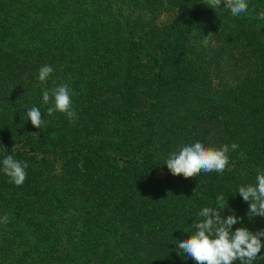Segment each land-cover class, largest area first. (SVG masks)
I'll return each mask as SVG.
<instances>
[{"label": "trees", "instance_id": "1", "mask_svg": "<svg viewBox=\"0 0 264 264\" xmlns=\"http://www.w3.org/2000/svg\"><path fill=\"white\" fill-rule=\"evenodd\" d=\"M247 2L0 0V162L28 165L21 186L0 171V264H196L175 243L226 204L233 231L264 230L236 193L264 170V0ZM61 84L75 122L42 102ZM196 141L239 147L222 174L173 176L168 154Z\"/></svg>", "mask_w": 264, "mask_h": 264}, {"label": "clouds", "instance_id": "2", "mask_svg": "<svg viewBox=\"0 0 264 264\" xmlns=\"http://www.w3.org/2000/svg\"><path fill=\"white\" fill-rule=\"evenodd\" d=\"M221 5L228 8L232 15L240 16L248 12L247 0H207V6L213 10ZM264 17V13H261ZM209 33L204 36L201 44L205 47L209 44ZM54 69L50 65H44L39 69L38 80L45 84ZM52 102V106L47 108V113L52 116L59 112L64 114L70 122H75L77 114L73 111L72 90L68 84H61L52 89L42 91V102L47 105ZM26 117L31 124L42 129L46 123L42 118V113L38 107H31L26 112ZM238 144H224L219 148L206 146L201 141H196L189 145H183L179 151H171L165 161L167 169L173 176H183L191 178L198 176L201 172L205 174H222L229 165L228 153L235 151ZM2 171L10 181L16 186H21L27 176L26 162L14 159L12 155H7L2 162ZM243 201L248 203L247 215L252 217H264V170H257L255 183L240 185L236 191ZM216 200L224 201L225 197L220 194ZM227 207H204L197 218L191 224V228L185 232H191L187 239H180L177 243V255L181 252L186 257L192 258L196 264H255L258 254L261 253L264 230L253 233L246 227H238L234 231L233 225L241 222V217L234 214L222 215ZM3 223L8 222L5 215Z\"/></svg>", "mask_w": 264, "mask_h": 264}, {"label": "rangeland", "instance_id": "3", "mask_svg": "<svg viewBox=\"0 0 264 264\" xmlns=\"http://www.w3.org/2000/svg\"><path fill=\"white\" fill-rule=\"evenodd\" d=\"M165 18H166V17L162 15V16H160V17L157 19V21H158V22H163V21L165 20Z\"/></svg>", "mask_w": 264, "mask_h": 264}]
</instances>
